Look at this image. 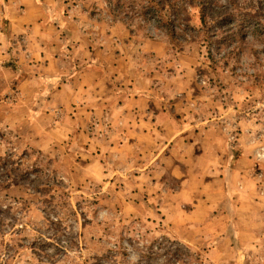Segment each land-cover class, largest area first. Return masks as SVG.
<instances>
[{
  "label": "rangeland",
  "instance_id": "obj_1",
  "mask_svg": "<svg viewBox=\"0 0 264 264\" xmlns=\"http://www.w3.org/2000/svg\"><path fill=\"white\" fill-rule=\"evenodd\" d=\"M240 1L262 30L231 52L202 33L178 49L129 1L56 0L86 47L49 72L0 0V264H264V0ZM141 87L149 123L121 107Z\"/></svg>",
  "mask_w": 264,
  "mask_h": 264
},
{
  "label": "crops",
  "instance_id": "obj_2",
  "mask_svg": "<svg viewBox=\"0 0 264 264\" xmlns=\"http://www.w3.org/2000/svg\"><path fill=\"white\" fill-rule=\"evenodd\" d=\"M5 3H7L6 13L7 19L9 20V26L6 31L8 38L11 40V38H14L15 35L24 34L27 42L26 49H28L27 52L29 54V59L26 61L33 62L35 67L39 65L40 68H38L40 70L55 72V68L58 67V65L62 67L67 62L71 63L72 59L70 57H68L69 59L66 58L65 52H68L70 49L76 50L80 46L86 47L84 43H80L77 39L78 30L76 27H78L80 21L68 23V19L66 17L63 18L62 14L57 12V10H54L57 5L56 0H4V4ZM82 18L86 19L87 17L86 15L79 17V19ZM60 20H63L66 25L65 28H63L65 32L64 37L60 36L63 31L58 27L60 25V23H58ZM116 24H118V29H120L122 37L125 36L126 28L124 27V23L123 25L122 22H117ZM110 32L115 35L111 28ZM147 43L149 42H146L145 44ZM88 46L89 45H87V47ZM50 51H54L55 53H51ZM92 59L93 57L84 60V63L81 65L82 68L80 75L81 78L84 75L86 76L85 81L83 83L81 82V79L78 82L74 81L75 84L80 85L84 90H89L93 87V79H91L92 81L87 79V77H89L87 75L88 70L92 69L97 71V69L94 68L97 66V64L94 63ZM46 75L48 74H43V76ZM95 78L103 80L104 76H100V74H98ZM115 78L117 80L116 82L125 85L127 84L126 87L129 84L131 85L133 82L138 83L140 87V82L144 81V79H142L143 77L135 78L131 76L126 81H121L118 77ZM72 83L73 82H68L61 85L55 93L60 91H62L61 93L64 91L66 92L67 88L69 87L68 84ZM146 93H148V95ZM150 101H154L153 99H150V91L148 88H146V90L143 88V90H138V92H132L127 100L121 102V107H128L132 110L131 114L142 116L143 118L147 119L149 123L150 121L155 120L154 113L149 111ZM103 102H105V100H103ZM130 102H134V104ZM145 102H148V104L145 105ZM149 128L150 126L146 125V122L142 121L141 123L136 124L135 130L142 131L141 133L143 135L140 136L144 137L145 133L151 131ZM145 129L147 132H144Z\"/></svg>",
  "mask_w": 264,
  "mask_h": 264
},
{
  "label": "trees",
  "instance_id": "obj_3",
  "mask_svg": "<svg viewBox=\"0 0 264 264\" xmlns=\"http://www.w3.org/2000/svg\"><path fill=\"white\" fill-rule=\"evenodd\" d=\"M127 1L130 2L131 9L134 8L133 4L141 5L138 0H115L114 8H112V14L115 17L120 14V11L125 10ZM168 2L172 3L173 10L170 14H165L164 3ZM185 6L192 8V13H195V26L180 22L179 18ZM246 8L240 0H146L140 9L134 8L136 13L133 14L139 18L140 23L151 24L154 30L165 36L169 44L178 49H182L191 34L202 33L208 45L212 44L218 49L219 44L223 43L224 46H231L232 52L238 49L237 47L244 42L247 35L255 38L256 34L257 36L260 34L258 30H262L260 22L248 18L249 15L245 14ZM121 18L127 24L129 17ZM226 54L224 53L223 56Z\"/></svg>",
  "mask_w": 264,
  "mask_h": 264
}]
</instances>
